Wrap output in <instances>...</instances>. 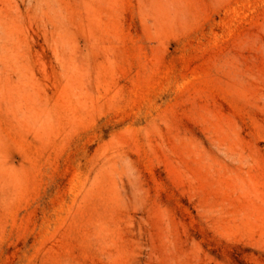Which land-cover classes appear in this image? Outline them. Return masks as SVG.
<instances>
[{"label": "rangeland", "instance_id": "rangeland-1", "mask_svg": "<svg viewBox=\"0 0 264 264\" xmlns=\"http://www.w3.org/2000/svg\"><path fill=\"white\" fill-rule=\"evenodd\" d=\"M0 264H264V0H0Z\"/></svg>", "mask_w": 264, "mask_h": 264}]
</instances>
